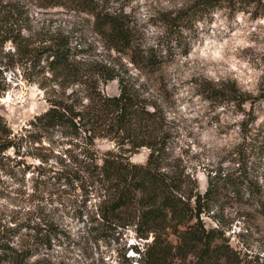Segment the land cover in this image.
<instances>
[{"label": "rangeland", "instance_id": "obj_1", "mask_svg": "<svg viewBox=\"0 0 264 264\" xmlns=\"http://www.w3.org/2000/svg\"><path fill=\"white\" fill-rule=\"evenodd\" d=\"M197 1L3 0L13 3L14 15L2 25L14 22L34 44L67 34L79 56L121 71L163 113L165 168L194 180L200 192L208 173L234 171L239 161L264 195V154L256 153L264 136V0H218L215 9L196 16ZM106 12L124 17L128 45L117 47L101 32L97 15ZM147 50L157 54L154 67L144 60ZM15 60V44L0 43V114L14 136L13 146L0 151V244L29 250L21 264H138L132 245L146 240L131 229L102 230L98 192L84 188L67 165L70 139L59 131L35 141L25 136L29 121L48 106L50 88L39 85V66L29 70ZM100 87L118 94L116 79ZM96 141L101 151L114 145ZM147 154L143 147L130 159L144 162ZM202 218L207 227L223 229L240 264H264V209L257 203L219 190Z\"/></svg>", "mask_w": 264, "mask_h": 264}, {"label": "trees", "instance_id": "obj_2", "mask_svg": "<svg viewBox=\"0 0 264 264\" xmlns=\"http://www.w3.org/2000/svg\"><path fill=\"white\" fill-rule=\"evenodd\" d=\"M12 4L0 0V43L12 41L20 63L26 69L29 64V70L39 66L38 73L43 74L39 85L50 88L48 106L29 121L25 136L35 141L59 131L70 139L73 147L64 151L67 165L84 188L98 192L96 213L102 230L131 229L137 239H145L141 247L139 242L132 245L138 264H240L239 253L228 243L223 229L207 227L202 215L212 210L219 190L264 209L258 180L248 177L246 165L238 161L234 171L208 173L204 192L182 172L167 170L169 134L157 102L142 96L109 62L79 56L81 50L71 44L67 34L57 32L34 44L21 36L14 22L3 26L2 21L9 22L14 15ZM194 5L197 16L200 10L215 9L219 2L200 0ZM97 18L101 32L108 33L113 45L129 44L123 16L106 12ZM156 55L152 50L145 52L147 66L157 65ZM114 79L118 94L103 93L101 84ZM29 80L34 78L29 76ZM2 82L0 79V90L4 89ZM13 137L0 114V151L13 146ZM98 139L114 145L101 151ZM258 142L256 153L261 156L264 136ZM143 147L148 150L145 161H132L130 156ZM29 254V250L0 244V262L21 264ZM122 257L125 261L132 258L125 252Z\"/></svg>", "mask_w": 264, "mask_h": 264}]
</instances>
